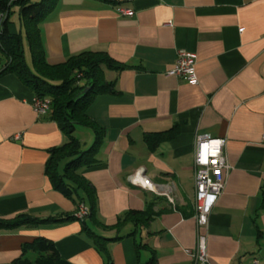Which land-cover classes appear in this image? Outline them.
Masks as SVG:
<instances>
[{
	"label": "crops",
	"instance_id": "0c3cea01",
	"mask_svg": "<svg viewBox=\"0 0 264 264\" xmlns=\"http://www.w3.org/2000/svg\"><path fill=\"white\" fill-rule=\"evenodd\" d=\"M39 27L51 64L90 50L122 67H103L112 89L87 109L104 131L99 163L82 168L78 183L63 178L62 190L47 164L68 137L51 111H35L31 88L1 74L0 53V217L62 219L0 231V264L36 258L27 246L38 238L71 264H192L195 139L204 133L227 139L232 166L202 230L209 264H264V0H57ZM9 30L30 52L16 9ZM181 49L196 54L198 83L167 74ZM78 128L92 130L79 139L93 144V127ZM146 181L173 183L174 202Z\"/></svg>",
	"mask_w": 264,
	"mask_h": 264
},
{
	"label": "trees",
	"instance_id": "16d2710c",
	"mask_svg": "<svg viewBox=\"0 0 264 264\" xmlns=\"http://www.w3.org/2000/svg\"><path fill=\"white\" fill-rule=\"evenodd\" d=\"M56 1L0 0V53L4 66L1 74L17 75L37 97L48 98L51 104L49 110L51 118L58 122L68 137L63 145L51 150L47 164V173L53 185L63 190V186H66L63 178L78 183L82 179V168L99 163L97 152L104 131L97 127L87 109L95 95L112 89L111 83L105 80L103 67L121 68L122 65L105 51L90 50L70 56L63 63H49L39 21ZM15 9L26 28L33 67L26 60L23 33L21 31L11 33L9 30L10 15ZM79 126L93 127L96 132V139L88 148H84L83 143L75 135ZM152 139L151 136H147L149 143ZM62 162H65L63 174L59 171ZM139 213L132 211L131 214ZM61 220L52 217L40 219L28 213H18L12 217H0V231H12L23 226H37ZM27 247L37 253L36 258L23 256L13 264H71L49 239L38 238ZM27 247L25 246V251Z\"/></svg>",
	"mask_w": 264,
	"mask_h": 264
},
{
	"label": "built area",
	"instance_id": "2783aa9c",
	"mask_svg": "<svg viewBox=\"0 0 264 264\" xmlns=\"http://www.w3.org/2000/svg\"><path fill=\"white\" fill-rule=\"evenodd\" d=\"M118 12L122 15L133 16L132 9L119 7ZM169 75H177L191 83H198L196 72V54L185 49L178 51L177 60L174 66L167 72ZM50 100L46 97H37L34 102L35 111L39 115H45L50 110ZM227 139L224 137H212L210 134H198L195 139V167H196V196L194 202L195 219L198 231L197 246L194 250H186L193 259L192 264H209L208 238L202 230L208 227L210 215L219 197L223 193L227 176L232 166L229 163L225 146ZM155 192L166 196L174 202L173 183L153 184L146 181ZM89 214V209L81 203L76 217L84 219ZM252 264H260L255 258Z\"/></svg>",
	"mask_w": 264,
	"mask_h": 264
},
{
	"label": "rangeland",
	"instance_id": "374dc122",
	"mask_svg": "<svg viewBox=\"0 0 264 264\" xmlns=\"http://www.w3.org/2000/svg\"><path fill=\"white\" fill-rule=\"evenodd\" d=\"M33 1L40 2L42 0H33ZM30 54H31V52H29L28 48H26V60H27L28 64L33 67L32 56ZM88 133H92V130L88 129V128H78L75 135L78 138H80L82 141L83 140L87 141L88 135H89ZM90 145H92V143L90 141H88V143L85 144L84 148H88Z\"/></svg>",
	"mask_w": 264,
	"mask_h": 264
}]
</instances>
